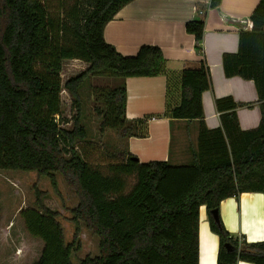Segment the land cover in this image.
Returning a JSON list of instances; mask_svg holds the SVG:
<instances>
[{"label":"trees","instance_id":"16d2710c","mask_svg":"<svg viewBox=\"0 0 264 264\" xmlns=\"http://www.w3.org/2000/svg\"><path fill=\"white\" fill-rule=\"evenodd\" d=\"M48 1L0 0V170L35 171L37 178L46 176L56 192L54 173L59 172L78 197L71 210L75 230L66 243L59 213L43 204V192L34 185L35 207L12 217L0 211L1 237L6 238L9 229L24 233L2 264H74L71 255L80 247V222L99 238V254L77 264H199L201 205L219 237L217 264H264V240L242 242L211 214L225 198L242 192L264 195V0L249 16L251 29L239 31L237 51L222 55L225 77L253 81L258 125L242 129L236 111L252 103L224 96L214 99L220 125L208 128L202 94L211 88L209 68L205 60L198 68H185L180 99L167 112L173 119L196 120L198 129L189 162L176 165L140 162L126 149L113 153L119 161L105 165L84 158L77 148L87 136L78 91L84 81L89 76L121 78L114 88H94L104 105L97 109L100 130L141 137L145 121L128 120L125 114V79L156 76L165 59L155 45H141L135 55L126 56L105 41L107 22L133 0H60L56 14ZM219 4L209 2L212 8ZM185 31L202 53L204 15L186 21ZM72 59L87 67L62 83V63ZM62 89L76 107L71 128L64 127L69 120L60 117ZM22 251L25 258L19 257Z\"/></svg>","mask_w":264,"mask_h":264},{"label":"crops","instance_id":"0c3cea01","mask_svg":"<svg viewBox=\"0 0 264 264\" xmlns=\"http://www.w3.org/2000/svg\"><path fill=\"white\" fill-rule=\"evenodd\" d=\"M210 0H133L118 10L104 27L105 41L126 56L135 55L144 44L158 46L164 56L162 72L151 77H128L126 117L145 121L144 136L123 138L126 150L140 162L187 159L196 145L198 122L169 117L168 109L180 99V73L185 68H198L205 60L211 76V88L202 94L204 121L208 128L220 125L214 99L231 96L251 106L236 111L242 129L258 125L260 111L252 80L239 76L225 77L222 55L236 52L241 30L234 20L247 19L243 30H250L249 19L259 0H220L217 8ZM204 15L202 53L196 51L194 36L185 31L188 20ZM222 16L230 19H223ZM72 62L87 63L72 59ZM177 129L173 134L172 127ZM174 135H176L174 137ZM224 228L242 242L264 240V195L242 192L223 199L218 208ZM199 264H217L219 237L210 229L206 207H199ZM237 264H253L238 261Z\"/></svg>","mask_w":264,"mask_h":264},{"label":"rangeland","instance_id":"374dc122","mask_svg":"<svg viewBox=\"0 0 264 264\" xmlns=\"http://www.w3.org/2000/svg\"><path fill=\"white\" fill-rule=\"evenodd\" d=\"M49 7L53 14L60 10V0H49ZM87 66L81 62H72L64 60L62 63L61 82H65L69 77L83 71ZM121 82V78L89 76L79 88V97L81 99V122L86 127L87 136L84 140L77 142V148L89 162L105 165L119 161L113 153L126 149L121 132L119 129L105 128L100 130L101 117L97 109H103L102 101L95 95V87L114 88ZM73 98L70 93L64 89L60 94L61 101V119L69 120L68 123H62L64 127H72V116L76 113V107L72 105ZM173 134L178 133L177 129L172 127ZM176 135H174L175 137ZM187 159L176 160L172 158L169 163L187 164ZM58 192L53 190L49 179L46 176L37 178L35 171L23 170H0V211L4 210V216L12 217L19 210L25 207H35L34 205V185L43 192L42 202L45 206L59 213L58 220L63 226L65 242L72 240L75 225L72 221L71 210L78 204V197L75 191L68 186L64 177L59 173H54ZM133 177L129 183H133ZM12 233L11 229L4 238L0 236V264L4 263V257H9L12 248L15 250L17 241L21 239L20 231ZM79 249L71 255V261L74 264L80 262L86 256L94 257L99 254V238L93 231L86 228L83 222H80V232L78 234ZM16 244V246H15ZM13 250V251H14ZM24 252L19 253V257H24ZM25 258V257H24Z\"/></svg>","mask_w":264,"mask_h":264},{"label":"water","instance_id":"95a60500","mask_svg":"<svg viewBox=\"0 0 264 264\" xmlns=\"http://www.w3.org/2000/svg\"><path fill=\"white\" fill-rule=\"evenodd\" d=\"M223 17V19H230V18H226L225 16H222ZM235 22H236V24H237V26L241 29V30H243L244 28H246V26H247V19L246 18H242V19H236V20H234ZM137 158V157H136ZM211 214H212V216H213V218H214V220L216 221V222H219V214H218V210L217 209H214V210H211Z\"/></svg>","mask_w":264,"mask_h":264},{"label":"built area","instance_id":"2783aa9c","mask_svg":"<svg viewBox=\"0 0 264 264\" xmlns=\"http://www.w3.org/2000/svg\"><path fill=\"white\" fill-rule=\"evenodd\" d=\"M62 90H64V89H62ZM62 90H61V91H62Z\"/></svg>","mask_w":264,"mask_h":264}]
</instances>
